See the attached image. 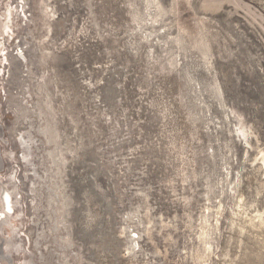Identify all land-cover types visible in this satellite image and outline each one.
<instances>
[{
	"label": "rangeland",
	"instance_id": "obj_1",
	"mask_svg": "<svg viewBox=\"0 0 264 264\" xmlns=\"http://www.w3.org/2000/svg\"><path fill=\"white\" fill-rule=\"evenodd\" d=\"M0 1V264H264V0Z\"/></svg>",
	"mask_w": 264,
	"mask_h": 264
},
{
	"label": "bare ground",
	"instance_id": "obj_2",
	"mask_svg": "<svg viewBox=\"0 0 264 264\" xmlns=\"http://www.w3.org/2000/svg\"><path fill=\"white\" fill-rule=\"evenodd\" d=\"M10 7V3H8L3 10L0 9V53L5 52V50L7 49L5 36L8 35L9 37H11L14 32L15 13L14 10H12Z\"/></svg>",
	"mask_w": 264,
	"mask_h": 264
}]
</instances>
